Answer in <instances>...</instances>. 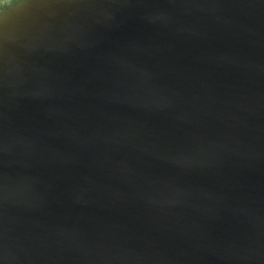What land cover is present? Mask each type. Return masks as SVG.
Masks as SVG:
<instances>
[{
  "label": "water",
  "instance_id": "obj_1",
  "mask_svg": "<svg viewBox=\"0 0 264 264\" xmlns=\"http://www.w3.org/2000/svg\"><path fill=\"white\" fill-rule=\"evenodd\" d=\"M0 264H264V0H0Z\"/></svg>",
  "mask_w": 264,
  "mask_h": 264
}]
</instances>
